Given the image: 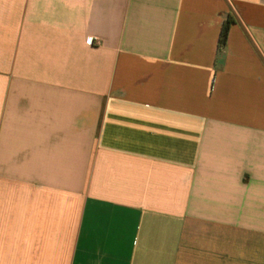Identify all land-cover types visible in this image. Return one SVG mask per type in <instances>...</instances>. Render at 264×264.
I'll return each instance as SVG.
<instances>
[{
	"label": "crops",
	"instance_id": "1",
	"mask_svg": "<svg viewBox=\"0 0 264 264\" xmlns=\"http://www.w3.org/2000/svg\"><path fill=\"white\" fill-rule=\"evenodd\" d=\"M0 264H264V0H0Z\"/></svg>",
	"mask_w": 264,
	"mask_h": 264
},
{
	"label": "trees",
	"instance_id": "2",
	"mask_svg": "<svg viewBox=\"0 0 264 264\" xmlns=\"http://www.w3.org/2000/svg\"><path fill=\"white\" fill-rule=\"evenodd\" d=\"M233 22H234V19L231 16L225 19L223 23L222 31H221V36H220V43H219L220 47H225L227 43L229 30Z\"/></svg>",
	"mask_w": 264,
	"mask_h": 264
},
{
	"label": "built area",
	"instance_id": "3",
	"mask_svg": "<svg viewBox=\"0 0 264 264\" xmlns=\"http://www.w3.org/2000/svg\"><path fill=\"white\" fill-rule=\"evenodd\" d=\"M88 41H89L90 44H93L94 39H93L92 37H90V38L88 39Z\"/></svg>",
	"mask_w": 264,
	"mask_h": 264
}]
</instances>
